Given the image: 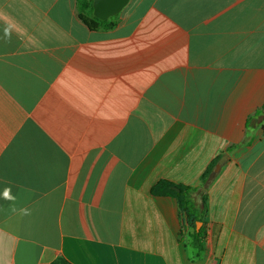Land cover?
I'll return each instance as SVG.
<instances>
[{
  "label": "crops",
  "instance_id": "crops-1",
  "mask_svg": "<svg viewBox=\"0 0 264 264\" xmlns=\"http://www.w3.org/2000/svg\"><path fill=\"white\" fill-rule=\"evenodd\" d=\"M114 21L0 0V264H264V0ZM161 180L207 195L201 249Z\"/></svg>",
  "mask_w": 264,
  "mask_h": 264
},
{
  "label": "trees",
  "instance_id": "trees-1",
  "mask_svg": "<svg viewBox=\"0 0 264 264\" xmlns=\"http://www.w3.org/2000/svg\"><path fill=\"white\" fill-rule=\"evenodd\" d=\"M77 15L78 18L92 31L99 29H110L116 24L114 16L101 20L94 16L92 0H77ZM217 160L211 163V166L202 175L201 180L205 187L209 184V174ZM152 193L157 196H169L177 199L182 224L192 231L191 236L194 244L198 248H202L199 241L205 237V221L204 218L207 212V195H201L200 204L194 201L196 191L182 184H175L167 180L159 181L153 188ZM198 222H202V226L197 229Z\"/></svg>",
  "mask_w": 264,
  "mask_h": 264
},
{
  "label": "water",
  "instance_id": "water-1",
  "mask_svg": "<svg viewBox=\"0 0 264 264\" xmlns=\"http://www.w3.org/2000/svg\"><path fill=\"white\" fill-rule=\"evenodd\" d=\"M92 2L94 16L106 20L120 13L130 0H92ZM201 226L202 222H198L197 229Z\"/></svg>",
  "mask_w": 264,
  "mask_h": 264
},
{
  "label": "clouds",
  "instance_id": "clouds-1",
  "mask_svg": "<svg viewBox=\"0 0 264 264\" xmlns=\"http://www.w3.org/2000/svg\"><path fill=\"white\" fill-rule=\"evenodd\" d=\"M11 32H12V27L11 26H8L4 29V36L6 39H10L11 38ZM3 198L5 200H9V201H15L16 200V197H14L11 193V188L10 187H6L3 191ZM12 210L15 212L16 211V208L15 206H13ZM20 211L27 215L28 214V210L27 209H20Z\"/></svg>",
  "mask_w": 264,
  "mask_h": 264
}]
</instances>
